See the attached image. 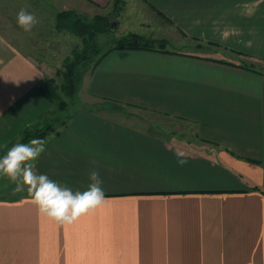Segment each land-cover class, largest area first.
Masks as SVG:
<instances>
[{
    "label": "crops",
    "instance_id": "1",
    "mask_svg": "<svg viewBox=\"0 0 264 264\" xmlns=\"http://www.w3.org/2000/svg\"><path fill=\"white\" fill-rule=\"evenodd\" d=\"M68 1L77 14L121 2ZM133 1L127 14L136 6L141 26L163 31L144 37L164 51H110L82 95L189 124L193 140L130 125L108 107L72 112L44 138L34 170L73 192L96 170L105 202L59 223L30 195L0 200V264H264V0ZM135 33L124 27L123 37ZM42 76L0 49V151L56 114Z\"/></svg>",
    "mask_w": 264,
    "mask_h": 264
},
{
    "label": "rangeland",
    "instance_id": "2",
    "mask_svg": "<svg viewBox=\"0 0 264 264\" xmlns=\"http://www.w3.org/2000/svg\"><path fill=\"white\" fill-rule=\"evenodd\" d=\"M120 1V3L117 2L116 4L118 9L115 10L113 8L108 13L90 9L83 14H77V12H73V10L69 9L68 0H0V49L17 50L34 61L42 70L43 76L41 84H43L45 80H52V86H54L56 90L52 91L53 100L51 105L55 108L56 114L54 112V116L50 115L52 119L45 125H52L55 127V131L61 127L72 112L79 108L94 109L96 112L102 113L104 110L103 108L108 107V109H110L109 111L117 110V112L114 113L115 119L120 118L122 121H128L130 125H139L142 121L140 125L145 130L146 125H148L147 130L149 132L152 131L158 134H165L167 132L169 134L186 137L189 142L192 141L194 132L192 126L189 124L156 115L144 114L143 112L132 110L127 107L118 108L99 101H90L85 99L82 95L81 90L86 73L90 71V67L99 59L101 54L116 45L117 41L123 37L124 27L129 31L138 30L139 33H135L134 35H138L145 40H152L144 37L146 34L157 36L159 33L163 32L160 31L158 27L147 28L141 26L140 21L137 20V15L134 14L136 13V6L133 11L134 15L127 14L129 11L132 12L133 0ZM21 8L35 14L37 17L38 23L31 32H24L17 26L16 15ZM60 13H71L74 15L72 17L73 21L79 19V21L84 24L92 22L96 16L107 17L108 27H110V31L95 36V48L88 61V65H90L87 68L84 67V65H80L81 67L75 70V91L71 97L65 96L59 89L63 82L62 74L65 71L66 60L72 62L75 57L82 54L84 46L82 40L73 33L66 30L58 31L56 29V17ZM127 16L131 19H127ZM134 19H136V21H131ZM117 22L121 24L119 29H117ZM126 36L124 35V37ZM173 47L176 46L174 45ZM82 66L86 70L83 69ZM57 106L63 107V109L58 110ZM107 113L110 112L102 114ZM30 140L31 139L28 140L23 137L20 143H28ZM6 152L7 150L0 151V156H3ZM14 189L15 185L9 181L8 178L0 176V200L29 196L27 191L16 192Z\"/></svg>",
    "mask_w": 264,
    "mask_h": 264
},
{
    "label": "clouds",
    "instance_id": "3",
    "mask_svg": "<svg viewBox=\"0 0 264 264\" xmlns=\"http://www.w3.org/2000/svg\"><path fill=\"white\" fill-rule=\"evenodd\" d=\"M16 23L24 32H31L38 23L35 14L21 8ZM46 150L45 140L33 138L28 143H16L0 156V176L8 178L15 185L14 191L24 192L32 197L41 214L59 223H71L81 215L102 205L105 192L98 171L89 174L90 183L85 191L73 192L51 180L46 174H37L34 164ZM184 153H178V163H186Z\"/></svg>",
    "mask_w": 264,
    "mask_h": 264
},
{
    "label": "trees",
    "instance_id": "4",
    "mask_svg": "<svg viewBox=\"0 0 264 264\" xmlns=\"http://www.w3.org/2000/svg\"><path fill=\"white\" fill-rule=\"evenodd\" d=\"M119 1H115L114 6ZM71 13H60L56 17V29L66 30L73 33L75 36L79 37L82 40L83 44V52L78 57H75L72 62L66 60L65 63V71L62 74L63 82L61 83L59 89L64 93L65 96L71 97L73 92L75 91V70L80 65H84V67H88V61L91 53L93 52L94 40L95 36L98 34H103L105 32L110 31V27L108 24L107 17L96 16L92 22L82 23L79 19L72 20ZM165 44L163 41H153V40H145L138 35H128L126 37H122L119 39L112 48H110L105 53L101 54L99 59L95 61V63L90 67L92 70L95 66L98 65L99 61L110 51L114 49H127V50H158L164 51ZM83 67V66H82ZM83 67V69H85ZM86 70V69H85ZM55 87L52 86V80H45L43 84L39 87V92L41 95L48 101V103L52 104L53 94L52 91H55ZM58 107V110L63 109V107ZM55 127L52 125H46L36 132L25 131L24 138L33 139V138H41L44 139L48 134L55 133ZM57 133V132H56Z\"/></svg>",
    "mask_w": 264,
    "mask_h": 264
},
{
    "label": "water",
    "instance_id": "5",
    "mask_svg": "<svg viewBox=\"0 0 264 264\" xmlns=\"http://www.w3.org/2000/svg\"><path fill=\"white\" fill-rule=\"evenodd\" d=\"M113 26V25H112Z\"/></svg>",
    "mask_w": 264,
    "mask_h": 264
}]
</instances>
